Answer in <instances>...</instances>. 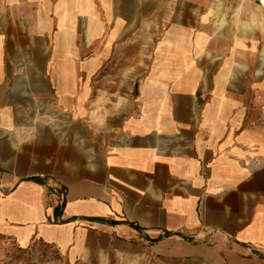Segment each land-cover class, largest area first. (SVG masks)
I'll list each match as a JSON object with an SVG mask.
<instances>
[{"label": "crops", "instance_id": "0c3cea01", "mask_svg": "<svg viewBox=\"0 0 264 264\" xmlns=\"http://www.w3.org/2000/svg\"><path fill=\"white\" fill-rule=\"evenodd\" d=\"M0 235L264 264V1L0 0Z\"/></svg>", "mask_w": 264, "mask_h": 264}, {"label": "rangeland", "instance_id": "374dc122", "mask_svg": "<svg viewBox=\"0 0 264 264\" xmlns=\"http://www.w3.org/2000/svg\"><path fill=\"white\" fill-rule=\"evenodd\" d=\"M0 264H79L72 262L49 244L35 243L21 247L4 235H0Z\"/></svg>", "mask_w": 264, "mask_h": 264}, {"label": "built area", "instance_id": "2783aa9c", "mask_svg": "<svg viewBox=\"0 0 264 264\" xmlns=\"http://www.w3.org/2000/svg\"><path fill=\"white\" fill-rule=\"evenodd\" d=\"M264 0H258V2L262 3Z\"/></svg>", "mask_w": 264, "mask_h": 264}]
</instances>
